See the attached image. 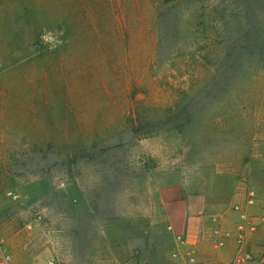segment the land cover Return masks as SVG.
I'll return each mask as SVG.
<instances>
[{"label": "rangeland", "instance_id": "rangeland-1", "mask_svg": "<svg viewBox=\"0 0 264 264\" xmlns=\"http://www.w3.org/2000/svg\"><path fill=\"white\" fill-rule=\"evenodd\" d=\"M254 7L0 0V238L16 262L180 264L175 233L209 253L241 211L264 237Z\"/></svg>", "mask_w": 264, "mask_h": 264}, {"label": "built area", "instance_id": "built-area-1", "mask_svg": "<svg viewBox=\"0 0 264 264\" xmlns=\"http://www.w3.org/2000/svg\"><path fill=\"white\" fill-rule=\"evenodd\" d=\"M255 200V193L251 191L247 200L248 205L254 204ZM237 209L239 210L240 207L238 206ZM255 226L252 218L249 217L246 212L241 211L240 219L236 223L234 231L238 252L231 261L224 264H264V237L260 240L259 249L257 251H252L247 247L249 243V234L256 229ZM219 232L221 231L218 230L216 233ZM174 238L176 240L178 254L180 257L184 258L182 250L187 245V239L184 235L179 233H175ZM185 260L190 264L195 263V257L193 255H188ZM0 264H21L16 262L13 253L2 238H0ZM44 264H59V262L53 258H49Z\"/></svg>", "mask_w": 264, "mask_h": 264}, {"label": "crops", "instance_id": "crops-1", "mask_svg": "<svg viewBox=\"0 0 264 264\" xmlns=\"http://www.w3.org/2000/svg\"><path fill=\"white\" fill-rule=\"evenodd\" d=\"M260 236L256 233H252L249 236V243L247 247L252 251H257L259 249L258 243L260 242ZM211 247L209 249H205L204 252L209 253H201L197 250L196 246H191L189 240L187 239V245L182 250V254L184 258L181 259L180 264H190L187 263L185 258L188 255H193L195 257L194 264H224L233 259V257L238 252V246L235 241L234 236L230 232H226L222 230L219 233H211ZM188 253V255H187ZM215 259V261H207L206 259ZM93 264H114L113 260H100Z\"/></svg>", "mask_w": 264, "mask_h": 264}, {"label": "trees", "instance_id": "trees-1", "mask_svg": "<svg viewBox=\"0 0 264 264\" xmlns=\"http://www.w3.org/2000/svg\"><path fill=\"white\" fill-rule=\"evenodd\" d=\"M249 6H252V5H249ZM245 16H247L246 20H247V23H249V25H247V27L244 31V34L247 37V43L249 44L248 48H250V46H251V49H258L259 48L260 51L262 52V54H264V47H262L264 45V27L258 26L259 16H261V17L263 16L262 18H264V15L263 14H257V7H254V9L252 8V10L248 9L246 11ZM254 16H255V18H254ZM163 19H164V16H163ZM243 20L245 21L244 15H243ZM255 20H258V23L253 25L252 22ZM161 21H162V18H161ZM251 51H253V50H251ZM229 62L230 61L227 59V62H225V63L227 64ZM218 77H220V76L217 75V78H215L214 81H216V79H218Z\"/></svg>", "mask_w": 264, "mask_h": 264}]
</instances>
